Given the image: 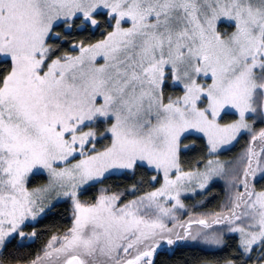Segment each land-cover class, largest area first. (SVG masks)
<instances>
[{
  "label": "snow or ice",
  "instance_id": "snow-or-ice-1",
  "mask_svg": "<svg viewBox=\"0 0 264 264\" xmlns=\"http://www.w3.org/2000/svg\"><path fill=\"white\" fill-rule=\"evenodd\" d=\"M0 264H264V0H0Z\"/></svg>",
  "mask_w": 264,
  "mask_h": 264
}]
</instances>
